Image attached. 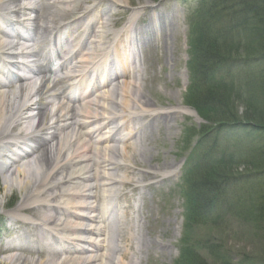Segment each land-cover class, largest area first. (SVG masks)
<instances>
[{"label":"bare ground","instance_id":"6f19581e","mask_svg":"<svg viewBox=\"0 0 264 264\" xmlns=\"http://www.w3.org/2000/svg\"><path fill=\"white\" fill-rule=\"evenodd\" d=\"M47 1L53 3L47 4ZM88 1L0 0L3 18L22 11L35 14L34 31L25 32L23 36L37 48L12 53L13 58L29 57L33 62L45 53L46 59L57 54L64 61L55 72L45 66L16 62V66H11L31 73L28 86L21 85L20 77L17 81L8 76L10 81L0 82V154L6 157L4 151L11 146L38 144L37 150L25 154L26 158L0 164L5 189L16 187L22 195L15 218L0 216V222L7 225L5 234L16 238V244L22 239L21 249L31 247L33 235L39 246L44 240L48 241L41 249L40 259L29 262L21 255L12 256L5 260L8 264H140L143 254L154 245L145 240L142 233L147 228L142 214L144 205H119L121 198L115 190L132 186L127 180L130 169L127 164L135 162L138 154L143 158L155 157L144 125L140 124L141 128L130 133L123 132L135 121L141 123L147 117H152V121H165L179 111L157 109L148 98L147 85L140 84L143 63L136 65L141 62L138 59L142 52L137 59L131 39L117 45L121 52L114 44L105 46L108 21H104L103 16L124 1L95 0L98 5L107 1L110 6L106 11L95 7L92 12L79 14ZM25 2L34 5L22 6ZM71 12L74 21L63 24L61 15ZM86 17H89L90 29H94L100 19L102 25L96 31H89L86 37L85 34L77 36L76 26ZM130 19L127 31L135 32L133 26L137 25V20ZM14 35L2 34V54L20 48L12 43ZM67 41V47L61 52L60 44ZM119 63L127 65L128 70L116 73L117 78L110 82L111 70ZM8 67L0 63L1 77L10 72ZM129 75H132L131 80H125ZM52 77H56L54 81ZM98 78L102 79L101 83L97 82ZM14 84L20 85L17 91L6 92ZM83 84L87 90L78 93ZM183 110L189 112L188 108ZM113 124L118 125L113 127ZM173 128L166 126L167 132ZM134 138L136 143L132 148L128 143ZM160 171L159 165L151 167L142 173L140 180L156 179ZM136 191L146 199L139 187L131 192ZM125 197H128L126 193L122 198ZM130 213L135 216L131 220ZM111 219H115L113 232L107 227ZM86 224L89 225L86 227ZM52 240L67 250L63 256L49 252L54 247L50 245ZM130 256L131 263H128Z\"/></svg>","mask_w":264,"mask_h":264},{"label":"rangeland","instance_id":"374dc122","mask_svg":"<svg viewBox=\"0 0 264 264\" xmlns=\"http://www.w3.org/2000/svg\"><path fill=\"white\" fill-rule=\"evenodd\" d=\"M123 1L124 3H117L112 11L103 16L104 21H108L105 46L108 44L119 46L122 40L126 42L131 36L141 34L136 45L143 54L140 84L147 85L146 95L157 109L179 111L175 117L166 118L165 121H152V117L144 118L146 123L135 121L123 132L127 134L144 125L147 141L155 157L143 158L138 154L135 162L127 164L130 168L127 180L133 183L132 186L120 189L118 187L115 190V194L121 198L119 205L131 203L144 205L142 214L147 228L142 233L145 240L153 242L154 245L143 254L140 264H194L196 260L207 264H264V220H260L257 212L252 210L255 206L253 203L256 201V193H252L250 189L249 194L246 185L238 186L223 205L212 212L200 215L198 219L195 218V214L198 213L194 211L191 198L192 185L199 182L205 171H211L219 160L220 163L228 161L229 165L233 162L232 168L229 166L227 169L232 170L235 178L254 172L252 168L240 164L242 156L238 155L234 147L229 146L227 142L217 145L215 151L217 155L209 154L206 150L210 146L211 138L197 146L209 126L205 125L203 117L194 106L196 93H193L192 87L196 61L193 58L199 41L197 38H200L203 30L201 27H204L205 23H211L212 18L207 12L212 0ZM88 2L79 14L92 12L95 7L99 11H106L110 6L107 1L101 5L95 0ZM52 3L47 1V4ZM32 5L34 3L26 4L29 7ZM72 13L61 15L64 16L63 24L74 21ZM34 18L35 14L30 11H23L9 18L0 15V26L12 27L5 29L8 33L13 29H21L31 34L34 31ZM130 18L137 20V25L133 26L135 32L127 31ZM88 19L89 17L80 20L81 24L76 26L77 36L85 34L86 37L89 31H96L102 25L99 18L95 28L90 29ZM170 24H173L171 28L168 27ZM1 34L0 31V38ZM27 48L6 51L5 54L0 52V63L11 62L13 58H8L9 55L27 51ZM36 65L41 67L40 63ZM15 73L22 75L20 71L11 67L6 77L0 76V82H7L8 76L12 77ZM56 77H52L53 81ZM131 78L132 75H129L125 80L129 81ZM29 83L23 81L21 85L26 87ZM19 86L14 84L6 92L17 91ZM80 87L78 93L87 90L86 84ZM186 108L189 112L183 110ZM168 125L174 127L170 132L166 130ZM162 130L164 134H161ZM135 143L134 138L128 144L134 148ZM145 144L146 142L143 143ZM156 165L161 168L157 178L149 177L141 181L142 173ZM163 168H166V171ZM136 187L146 194V199L141 198L139 191L131 192ZM125 193L128 197L122 198ZM21 196L16 187L5 189L4 177L0 176L1 217L15 218V210L20 202L22 203ZM134 217L130 213L128 218L131 220ZM114 220L111 219L107 224L109 231L112 232ZM5 227L7 225L0 222V264H8L5 260L12 256L21 255L29 262L40 259V249L43 245H37L36 236H31L30 248L21 249L19 245L23 243L22 239L19 238L18 244L12 242L15 238L5 234ZM128 263H131V256Z\"/></svg>","mask_w":264,"mask_h":264},{"label":"trees","instance_id":"16d2710c","mask_svg":"<svg viewBox=\"0 0 264 264\" xmlns=\"http://www.w3.org/2000/svg\"><path fill=\"white\" fill-rule=\"evenodd\" d=\"M210 6L211 23L201 27L193 58L194 106L209 126L197 146L211 138L206 150L217 155V145L227 142L254 172L235 178L227 169L233 162L219 160L191 187L195 218L246 185L256 193L252 210L264 220V0H212Z\"/></svg>","mask_w":264,"mask_h":264}]
</instances>
